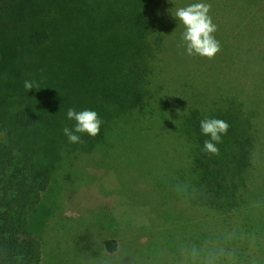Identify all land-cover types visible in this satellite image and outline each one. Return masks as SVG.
<instances>
[{"label": "trees", "instance_id": "obj_1", "mask_svg": "<svg viewBox=\"0 0 264 264\" xmlns=\"http://www.w3.org/2000/svg\"><path fill=\"white\" fill-rule=\"evenodd\" d=\"M182 1L185 5L195 0ZM210 2L215 11L225 12L226 25L237 31L217 40L247 46L248 71L236 73L245 86L224 88L218 77L212 94L204 96L197 91L182 93L183 78H175L174 87L160 81L167 72L160 65L167 58L159 53L180 40L176 37L172 44L167 37L177 20L170 10L178 4L0 0V264L44 263L38 230L46 192L63 162L98 148L107 156L112 146L122 145L121 138H127L131 146L140 140L148 144L164 136L169 139L164 130L153 136L146 133L144 117H154L153 111L176 112L177 122L168 133L183 139L186 147L190 183L184 180L177 185L180 195L189 198L183 200L182 212L187 223L201 227L211 220L226 232L237 229L258 236L252 207L263 201L259 178L264 179V0L260 4L254 0ZM214 72L218 74V69ZM219 75L224 73L220 70ZM25 80L34 81L39 89L27 91ZM69 108L96 111L103 120L100 133L95 138L82 134L83 143H70L63 133L65 126L75 124L66 117ZM205 118L224 119L230 125L218 145V156L201 152L207 137L200 131V121ZM106 140L107 146L103 145ZM144 201L154 202L157 218L159 202ZM93 221L107 227L118 224L103 211ZM154 222L150 238L134 245L133 260L139 264H161V259L176 264L182 244L221 236L207 231L194 242L187 241ZM227 224L231 226L226 228ZM159 234L164 241L155 239ZM103 245L107 251L118 250L116 239H105ZM235 246L240 251L239 264H246V242ZM263 247L259 243L255 252L261 264ZM76 261L81 264L82 258ZM67 262L57 257L48 264Z\"/></svg>", "mask_w": 264, "mask_h": 264}, {"label": "rangeland", "instance_id": "obj_2", "mask_svg": "<svg viewBox=\"0 0 264 264\" xmlns=\"http://www.w3.org/2000/svg\"><path fill=\"white\" fill-rule=\"evenodd\" d=\"M162 1L164 6L173 3L175 6L178 4V7H186L196 2L211 5L210 0H195L185 5L182 0ZM250 1L236 0V3ZM254 2L260 4L261 0ZM209 14L217 25V31L214 33L216 39L220 35L224 38L231 37L237 32L231 25H226L225 12L215 11L211 5ZM183 31L184 27L179 25L178 20L173 21V27L171 25L167 31L169 43L173 44L176 37L180 40H176L174 47L169 44L163 53H159V56L167 58L160 65V68L167 71L160 75L162 84L166 85V82L170 87H174L175 78H183L182 93L197 91V94L204 96L212 94L214 80L218 77L224 88L245 86L246 83L241 82L236 73L241 70L248 71L245 62L247 46L219 41L221 51L214 59L209 60L199 55L189 56L181 38ZM217 69L218 74H215ZM220 70L224 73L222 77L219 75ZM174 98L175 96L169 99ZM175 113L153 111L154 117H144L148 128L146 133L153 136V133L164 130L169 139L164 136L148 144L145 140H140L131 146L127 138H121L119 140L123 146H112L111 153L107 156L104 155L105 150L98 148L93 153L82 154L58 167L45 195L42 224L38 230L43 240L42 264H48L50 259L57 257L68 260L67 264H78L76 259L79 258H82L81 264H139L133 260L134 245L150 238L151 231H148L152 229L154 221L163 226L162 230L170 227L167 233L175 234L178 238L182 236L183 240L192 242L207 234V231L211 234L217 231L221 236L226 232L220 229L218 224L211 223V220L205 221V224L199 227L195 222L187 223L186 217L182 216L185 207L183 200L188 202L189 198L180 195L182 192L177 183L181 184L184 180L187 184L190 183V166L186 159V147L182 145L183 139L168 133V129H174L177 122ZM178 143L181 146L177 145ZM103 145L107 146L108 141ZM106 165H111V169ZM259 187L263 192V201L260 203L259 200V203L252 207V216L257 219V239L260 244H264L263 178H259ZM169 188L174 189V193ZM142 199L157 200L161 206V214L154 218V202ZM102 211L103 214L109 213L116 219L117 227H107L101 225L102 222L96 224L93 221ZM174 225L175 228L172 227ZM230 226L227 224L225 227ZM208 227H211V230ZM108 238L117 240V251H107L104 248L103 242ZM155 239L164 241L160 234ZM168 253L172 256V252ZM161 260V264L170 263V259Z\"/></svg>", "mask_w": 264, "mask_h": 264}, {"label": "clouds", "instance_id": "obj_3", "mask_svg": "<svg viewBox=\"0 0 264 264\" xmlns=\"http://www.w3.org/2000/svg\"><path fill=\"white\" fill-rule=\"evenodd\" d=\"M211 5L204 2L192 3L186 7L171 9L172 16L183 25V46L189 56L199 55L209 60L214 59L221 51V44L214 33L217 25L213 23L210 13ZM33 87L39 89L34 81L25 80L24 88L28 91ZM68 120L75 121L74 127L63 128L64 135L73 144L83 143L82 134L95 138L101 131L103 120L94 110L76 111L69 108L66 113ZM230 125L220 118H205L200 121V131L206 136L201 152L208 156L220 154L219 144L223 136L227 135ZM245 241L249 254L246 264H261L260 258L255 254L259 242L255 234H244L232 229L217 238H207L199 243L182 244L178 250L176 264H239L240 251L236 242Z\"/></svg>", "mask_w": 264, "mask_h": 264}]
</instances>
